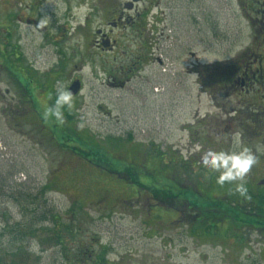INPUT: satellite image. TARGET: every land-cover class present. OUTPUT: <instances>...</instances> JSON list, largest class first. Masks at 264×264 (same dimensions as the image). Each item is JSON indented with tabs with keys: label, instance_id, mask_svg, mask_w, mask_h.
Segmentation results:
<instances>
[{
	"label": "rangeland",
	"instance_id": "obj_1",
	"mask_svg": "<svg viewBox=\"0 0 264 264\" xmlns=\"http://www.w3.org/2000/svg\"><path fill=\"white\" fill-rule=\"evenodd\" d=\"M180 2L173 7L174 44L157 45L167 51L164 64L155 58L143 67L137 77L146 85L135 89L113 85L122 60L117 53H94L89 34L71 30L60 40L54 30L40 35L21 28L6 55L0 49V264H128L143 257L170 264H264V231L246 227L264 224L262 198L248 194L259 191L251 186L255 179L247 175L248 196L242 197L235 183L217 184L218 174L206 171L202 153L193 150L195 144L239 146L233 137L222 140L201 129L203 115L216 116V110L197 75L182 71L184 28L189 52L199 51L202 37ZM191 8L197 17L198 6ZM163 26L154 27L157 37ZM198 56L205 63L220 59ZM74 79L83 88L73 108L64 110L65 122L45 120V105ZM64 129L118 161L120 173L114 172L120 165H96L59 148ZM158 184L176 195L155 194ZM55 235L71 246H55ZM33 244L39 254L30 250Z\"/></svg>",
	"mask_w": 264,
	"mask_h": 264
},
{
	"label": "flooded vegetation",
	"instance_id": "obj_2",
	"mask_svg": "<svg viewBox=\"0 0 264 264\" xmlns=\"http://www.w3.org/2000/svg\"><path fill=\"white\" fill-rule=\"evenodd\" d=\"M110 1L0 0V49L5 54L6 49L11 48L14 31L21 28L40 35L54 30L60 40L71 34V30L74 34H89L90 49L94 53H117L122 60L117 73L111 77L115 87L135 89L139 85L145 86L146 82L137 77V73L155 63V58L160 65L164 64L161 53L167 51L157 45L167 39L174 44L177 34L173 26L176 17L173 7L181 0H113L111 6ZM182 1L187 10L186 18L196 25L197 35L202 37L199 51L189 52V31L184 28L180 57L182 71L186 76L190 70L197 75L204 90L213 97L214 101L210 98L211 105L216 110V116L212 113L203 115L201 129L207 128L220 138L223 136L222 140L225 137L231 140L237 132L241 134L240 137L254 150L260 167L256 172L252 169L248 173L255 179L251 181L252 188L259 191L248 194L255 198L260 195L264 202V0H210L207 9L205 0ZM195 4L198 6L197 17L191 8ZM187 5L191 13H188ZM82 7L87 11L84 22L80 23ZM42 19L48 20L47 26L37 28ZM159 21L164 22L165 29L157 37L154 27ZM72 22L79 23L78 27ZM211 53L220 59L205 63L198 56ZM77 80L81 83L80 79H74L72 83ZM254 193H258L257 196ZM232 226L226 224V230L228 227L232 230ZM246 227L264 231V224ZM170 262L143 257L128 264Z\"/></svg>",
	"mask_w": 264,
	"mask_h": 264
},
{
	"label": "clouds",
	"instance_id": "obj_3",
	"mask_svg": "<svg viewBox=\"0 0 264 264\" xmlns=\"http://www.w3.org/2000/svg\"><path fill=\"white\" fill-rule=\"evenodd\" d=\"M79 11L81 13L80 23H83L87 9L82 7ZM153 11L155 12V9ZM47 24L48 20L42 19L39 21L37 28H44ZM84 70H88L87 65ZM73 99L74 95L69 91V86L61 85L57 89L54 102L51 105H45L43 118L45 120L54 118L57 124L62 125L65 122L64 110L70 111L73 108ZM83 126V124L80 125V127ZM240 135L237 132L233 136L239 146L238 151L223 148L217 150L211 147L204 149L199 144H195L193 150L202 153L200 164L206 171L218 174L216 176L217 184L224 185L226 182L235 183V192L242 197H247L246 177L253 166L256 165L257 157L248 146L241 144ZM30 250L39 254V246L36 244H33Z\"/></svg>",
	"mask_w": 264,
	"mask_h": 264
},
{
	"label": "trees",
	"instance_id": "obj_4",
	"mask_svg": "<svg viewBox=\"0 0 264 264\" xmlns=\"http://www.w3.org/2000/svg\"><path fill=\"white\" fill-rule=\"evenodd\" d=\"M66 129V128H65ZM64 129V130H65ZM69 130V129H68ZM73 135L70 136V134H68V132H63L60 136H61V140L56 142L57 146H59V148L63 149V150H71L73 152H77L78 154H81L82 156L88 158L93 164H96V165H106L108 166H114V165H120L118 164V161L116 160H111V156H108V155H104L102 153V151L98 150V148H92L90 146V143L86 142V141H83L81 140L80 138H78L76 136V134L74 135V133H72ZM93 145V144H92ZM95 146V145H94ZM96 158L100 159L101 161L99 160H96ZM161 160H164V156H162L160 158ZM122 165L119 166V170L118 171H114V172H117L118 174L120 173V167ZM118 168V167H117ZM132 170V167H129V166H126V170L127 172L131 171ZM187 171L191 170L189 167L186 169ZM132 172H135L132 171ZM119 176V175H118ZM155 179V178H154ZM156 180V179H155ZM158 181V180H157ZM156 183V182H155ZM160 184V183H159ZM158 185H156V187H152L153 191L155 192V194H159V195H166V197L168 199H171V196L172 195H176V193H171L170 190L166 191L165 188L163 187H160ZM152 186H154V184H152ZM158 186V188H157ZM188 195H190L188 192H187ZM179 195V194H177ZM212 204H219V202L217 203H212ZM221 204V203H220ZM211 205V204H210ZM209 205V206H210ZM57 221V220H56ZM55 221V222H56ZM31 231V230H30ZM55 239H53V241L51 243H53L55 246H59L61 247L63 250H65V247L67 245L71 246L70 244H68L67 241H64L63 238L61 236H58V235H55L54 236ZM16 242H23V239L21 240V238L19 239H16ZM27 254V253H25ZM64 254H66V252L64 251ZM28 256V255H27Z\"/></svg>",
	"mask_w": 264,
	"mask_h": 264
},
{
	"label": "water",
	"instance_id": "obj_5",
	"mask_svg": "<svg viewBox=\"0 0 264 264\" xmlns=\"http://www.w3.org/2000/svg\"><path fill=\"white\" fill-rule=\"evenodd\" d=\"M80 90H81V83L79 81L74 82L69 88V91H71L74 97H76L80 93Z\"/></svg>",
	"mask_w": 264,
	"mask_h": 264
}]
</instances>
